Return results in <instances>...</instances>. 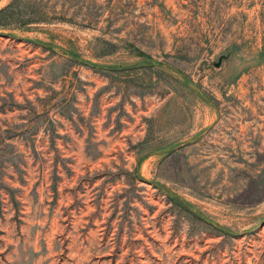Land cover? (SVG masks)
I'll use <instances>...</instances> for the list:
<instances>
[{
	"label": "rangeland",
	"instance_id": "1",
	"mask_svg": "<svg viewBox=\"0 0 264 264\" xmlns=\"http://www.w3.org/2000/svg\"><path fill=\"white\" fill-rule=\"evenodd\" d=\"M0 264H264V0H0Z\"/></svg>",
	"mask_w": 264,
	"mask_h": 264
}]
</instances>
